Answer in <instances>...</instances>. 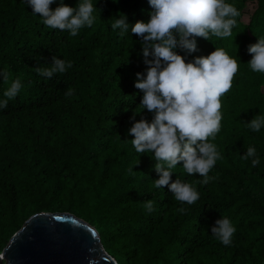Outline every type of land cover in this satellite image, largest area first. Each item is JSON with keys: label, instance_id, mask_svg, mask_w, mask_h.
Returning a JSON list of instances; mask_svg holds the SVG:
<instances>
[{"label": "trees", "instance_id": "16d2710c", "mask_svg": "<svg viewBox=\"0 0 264 264\" xmlns=\"http://www.w3.org/2000/svg\"><path fill=\"white\" fill-rule=\"evenodd\" d=\"M92 2L96 21L73 37L45 26L24 0H0V73H9L7 82L0 75V100L13 80L22 84L0 108V251L31 214L70 211L95 226L118 264H264V127L253 132L245 124L264 116V74L247 63V47L264 37V0H226L241 13L231 37H197L196 52L175 50L192 61L223 48L239 64L210 141L222 157L208 173L214 179L201 185L198 174L173 169L172 181L199 192L193 205L176 201L167 186L155 188V160L138 154L128 135L133 112L141 111L135 121L153 118L134 87L146 65L140 39L111 24L120 14L130 27L147 22L152 9L147 0ZM54 55L72 67L51 79L38 75L35 67L49 66ZM248 147L256 149L255 167L241 158ZM219 218L236 228L229 246L210 231Z\"/></svg>", "mask_w": 264, "mask_h": 264}, {"label": "clouds", "instance_id": "9594fccd", "mask_svg": "<svg viewBox=\"0 0 264 264\" xmlns=\"http://www.w3.org/2000/svg\"><path fill=\"white\" fill-rule=\"evenodd\" d=\"M56 0H24L32 13L42 18L45 26L67 31L76 36L84 27H91L96 21L97 8L92 0H78L75 7L59 0L58 6L50 8ZM113 3L117 0H112ZM152 11L147 22L136 21L129 26L123 14L114 18L111 28L123 36L129 31L141 42V51L146 65L144 73H136L134 87L143 95L142 110L153 114L151 122L143 117L128 129L131 145L138 154H151L155 160L158 179L153 180L157 189L167 186L175 200L181 204L193 205L200 194L193 184L177 178L171 180L173 169L181 165L183 171L202 177L197 181L207 185L211 179L208 173L216 162L222 159L215 140L221 130V98L233 85L239 64L223 48H215L206 56L186 61L176 49L187 53L196 52V38L210 40V36L228 38L236 26L240 11L226 0H147ZM251 59L247 62L253 72L264 74V37L247 47ZM151 57V59H149ZM72 67L71 62L51 58L47 67H35V72L47 79L54 74H63ZM5 82L7 71L0 73ZM22 88L20 79L12 81L4 91L6 99L0 100V108H6L8 101L15 98ZM73 94L72 89L65 92ZM253 132L264 127V116H254L245 123ZM244 160L251 159L253 167L259 164L255 147H248ZM138 162L135 164L137 165ZM133 171V167L129 169ZM148 213L153 212V201L145 202ZM179 212L186 213L185 208ZM212 235L223 245L229 246L236 231L228 218H219L210 229Z\"/></svg>", "mask_w": 264, "mask_h": 264}, {"label": "water", "instance_id": "95a60500", "mask_svg": "<svg viewBox=\"0 0 264 264\" xmlns=\"http://www.w3.org/2000/svg\"><path fill=\"white\" fill-rule=\"evenodd\" d=\"M0 264H118L94 225L70 211H37L0 251Z\"/></svg>", "mask_w": 264, "mask_h": 264}]
</instances>
